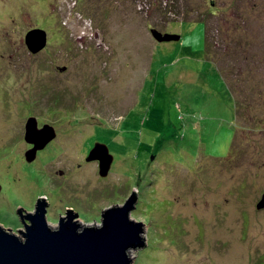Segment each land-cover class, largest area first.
I'll return each instance as SVG.
<instances>
[{
    "label": "rangeland",
    "instance_id": "1",
    "mask_svg": "<svg viewBox=\"0 0 264 264\" xmlns=\"http://www.w3.org/2000/svg\"><path fill=\"white\" fill-rule=\"evenodd\" d=\"M30 118L56 138L28 162ZM0 186L5 229L39 198L101 226L136 191L132 264H264V0H0Z\"/></svg>",
    "mask_w": 264,
    "mask_h": 264
},
{
    "label": "water",
    "instance_id": "2",
    "mask_svg": "<svg viewBox=\"0 0 264 264\" xmlns=\"http://www.w3.org/2000/svg\"><path fill=\"white\" fill-rule=\"evenodd\" d=\"M151 33L158 42L181 38L157 29H152ZM26 44L32 53L42 51L47 44L46 32L32 30L26 36ZM37 126L35 118H30L26 124L25 139L34 145L26 153L28 162L56 138L53 127L45 125L38 129ZM92 160L99 161V174L107 177L114 161L108 147L97 144L88 158ZM136 202V191H133L124 205L102 211L101 226H83L71 216L67 221L60 218L58 226L53 228L47 220V201L39 198L36 211L27 216L29 224L25 232L22 231L23 237L0 225V264H132L130 250L146 246L144 224L131 218ZM257 208H264V194ZM22 210L16 211L21 215Z\"/></svg>",
    "mask_w": 264,
    "mask_h": 264
},
{
    "label": "flooded vegetation",
    "instance_id": "3",
    "mask_svg": "<svg viewBox=\"0 0 264 264\" xmlns=\"http://www.w3.org/2000/svg\"><path fill=\"white\" fill-rule=\"evenodd\" d=\"M30 213H33V211L32 210H29V211L22 210V214L21 215L18 214L19 220L20 219H21V221L24 220V221H26V223H21V225H17L16 228L9 227V228H6V229H11V230H13V232H15L16 234H19L21 237H23L24 233L22 231L25 232V230H26V224H29V220L27 219V216ZM71 216H75L74 220H77L79 218V215L78 214H75V213H73L71 211H67V212H65L63 214H60L59 217H58L59 219L57 221H55V222L58 223L60 221V218H65L64 220L67 221ZM47 217H48V214H47Z\"/></svg>",
    "mask_w": 264,
    "mask_h": 264
},
{
    "label": "trees",
    "instance_id": "4",
    "mask_svg": "<svg viewBox=\"0 0 264 264\" xmlns=\"http://www.w3.org/2000/svg\"><path fill=\"white\" fill-rule=\"evenodd\" d=\"M208 37V36H207Z\"/></svg>",
    "mask_w": 264,
    "mask_h": 264
}]
</instances>
